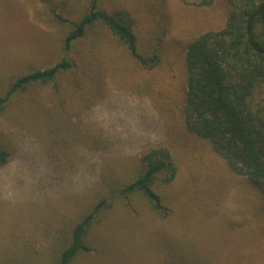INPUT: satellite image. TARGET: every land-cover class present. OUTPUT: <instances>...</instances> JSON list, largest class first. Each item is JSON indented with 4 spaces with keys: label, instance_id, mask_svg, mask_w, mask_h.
Segmentation results:
<instances>
[{
    "label": "rangeland",
    "instance_id": "obj_1",
    "mask_svg": "<svg viewBox=\"0 0 264 264\" xmlns=\"http://www.w3.org/2000/svg\"><path fill=\"white\" fill-rule=\"evenodd\" d=\"M89 6L0 0V96L24 73L63 58L75 65L57 90L30 88L0 115V143L12 154L0 167V264H55L74 223L101 194L130 181L141 154L155 146L166 147L177 166L174 180L158 188L168 215L139 194L115 200L72 264H264V185L234 174L180 117L186 47L225 26L229 1L101 0L107 12L130 13L140 45L160 49L151 70L103 29L65 52L72 27L49 9L77 21ZM95 80L103 96L77 120Z\"/></svg>",
    "mask_w": 264,
    "mask_h": 264
},
{
    "label": "trees",
    "instance_id": "obj_2",
    "mask_svg": "<svg viewBox=\"0 0 264 264\" xmlns=\"http://www.w3.org/2000/svg\"><path fill=\"white\" fill-rule=\"evenodd\" d=\"M190 1L207 5L212 0ZM228 1L231 10L225 26L219 31L201 34L186 47L180 117L186 131L208 141L234 174L245 177L253 185L263 186L264 0ZM100 3L101 0H90L87 12L77 21L67 20L49 9L57 21L72 27L64 40L65 52L71 50L74 43L103 29L143 69L151 70L158 65L160 49L140 45L136 22L130 13L122 9L107 12ZM74 69L73 61L63 58L53 66L16 77L5 95L0 96V115L16 95L30 88L53 86L57 90V79ZM88 92L90 95L81 96L77 120L103 96V88L97 80ZM11 155L10 148L0 143V167L9 163ZM176 174L177 166L166 147L155 146L144 151L138 173L116 191L101 194L91 209L74 223L55 264H72L80 254L88 252L89 228L115 200L127 201L139 194L154 213L167 216L168 210L158 188L169 185Z\"/></svg>",
    "mask_w": 264,
    "mask_h": 264
}]
</instances>
